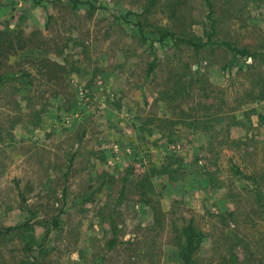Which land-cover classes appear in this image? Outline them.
<instances>
[{
	"label": "rangeland",
	"instance_id": "rangeland-1",
	"mask_svg": "<svg viewBox=\"0 0 264 264\" xmlns=\"http://www.w3.org/2000/svg\"><path fill=\"white\" fill-rule=\"evenodd\" d=\"M17 1L0 30L41 46L0 58V226L27 223L0 264H181L189 220L193 264H264V0Z\"/></svg>",
	"mask_w": 264,
	"mask_h": 264
},
{
	"label": "trees",
	"instance_id": "trees-1",
	"mask_svg": "<svg viewBox=\"0 0 264 264\" xmlns=\"http://www.w3.org/2000/svg\"><path fill=\"white\" fill-rule=\"evenodd\" d=\"M208 3L209 5H211L209 0H208ZM163 39H164V35L160 37L159 40L161 41ZM187 42L196 47H200L201 45H204L203 43L202 44L194 43L191 40H187ZM30 46H34V47L41 46V43L39 42L35 32L25 33L23 31H13L7 28L0 30V58L7 57V55L14 54L18 50H23ZM227 46L230 50H232L235 53V55L245 57V58H254V54L244 47L238 48V47H234L230 45H227ZM44 61L47 64H49L52 67V69H55L56 72H63L64 66L62 64H59L55 62L54 60L45 59ZM151 69H152V66L149 68L148 71L150 72ZM52 77L53 76L51 75L49 76V78H52ZM0 78L2 79V76H0ZM126 181H127V178H125L123 186L125 185ZM26 225L27 223L23 222V223L14 224V225L7 226V227L0 226V236L9 234L10 232L14 230L21 229L22 227ZM53 227H57L56 220L53 221ZM48 232H49V229L45 233L43 240L46 239ZM183 235H184V243L180 246L176 261L180 262L181 264H193V257H192L193 252L198 250V248L200 247L199 241H201L203 234L200 231H196L194 224L192 223L191 220H189L183 228ZM114 244H115L114 239L111 238L110 240H108L107 248L111 250L114 247ZM28 250L29 248H25V247L22 249L23 263L24 264H38L36 259L30 258V256H28L27 254ZM132 263L133 262H131V264ZM225 263H226L225 260L221 262V264H225Z\"/></svg>",
	"mask_w": 264,
	"mask_h": 264
},
{
	"label": "crops",
	"instance_id": "crops-1",
	"mask_svg": "<svg viewBox=\"0 0 264 264\" xmlns=\"http://www.w3.org/2000/svg\"><path fill=\"white\" fill-rule=\"evenodd\" d=\"M17 2H18L17 3V6L18 7H20V6H22L24 4V1L23 0L17 1ZM3 7H5L4 6V0H0V13H3L4 12Z\"/></svg>",
	"mask_w": 264,
	"mask_h": 264
}]
</instances>
